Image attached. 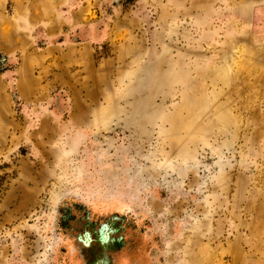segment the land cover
<instances>
[{
	"label": "rangeland",
	"instance_id": "1",
	"mask_svg": "<svg viewBox=\"0 0 264 264\" xmlns=\"http://www.w3.org/2000/svg\"><path fill=\"white\" fill-rule=\"evenodd\" d=\"M109 256L264 264V0H0V264Z\"/></svg>",
	"mask_w": 264,
	"mask_h": 264
},
{
	"label": "bare ground",
	"instance_id": "2",
	"mask_svg": "<svg viewBox=\"0 0 264 264\" xmlns=\"http://www.w3.org/2000/svg\"><path fill=\"white\" fill-rule=\"evenodd\" d=\"M154 66V65H153ZM152 67V66H151ZM147 71H148V68L146 69ZM140 84V83H139ZM140 89H142L143 87H139ZM135 106H136V108H135ZM149 106L151 107L152 105H151V103H150V101L149 100H147V99H145V97L144 96H139V98H138V102H137V105H136V103L134 104V109H133V113L135 112V114H138V116H140V119L142 118V117H144V118H147L148 120L150 119V117H149V113H148V111H149ZM132 113V114H133ZM179 128V127H178ZM175 130V129H174ZM110 257V256H109ZM112 258L110 257L109 258V261H110V263L111 264H122V262L121 261H123L120 257L118 258V261H116V262H118V263H116V262H114V263H112V260H111ZM125 264H127L126 262H127V258L125 259ZM105 264H107V263H105Z\"/></svg>",
	"mask_w": 264,
	"mask_h": 264
}]
</instances>
